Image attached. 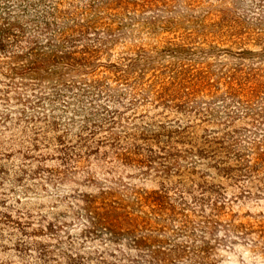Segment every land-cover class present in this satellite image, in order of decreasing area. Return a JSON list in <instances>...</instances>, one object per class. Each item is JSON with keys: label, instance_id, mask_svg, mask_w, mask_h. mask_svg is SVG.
I'll return each mask as SVG.
<instances>
[{"label": "rangeland", "instance_id": "obj_1", "mask_svg": "<svg viewBox=\"0 0 264 264\" xmlns=\"http://www.w3.org/2000/svg\"><path fill=\"white\" fill-rule=\"evenodd\" d=\"M0 5L31 36L33 22L70 27L58 53L82 62L21 77L0 53V264H264V0ZM98 104L117 110L128 132L176 119L197 136L230 132L229 164L249 176L202 178L206 167L192 173L177 143L171 154L143 140L99 145L107 131L93 138L85 120L106 114ZM133 141L139 156H155L151 165L116 158L133 154ZM204 179L217 191L202 194ZM164 186L166 207L138 200ZM85 193L118 207L119 222L88 221Z\"/></svg>", "mask_w": 264, "mask_h": 264}, {"label": "trees", "instance_id": "obj_2", "mask_svg": "<svg viewBox=\"0 0 264 264\" xmlns=\"http://www.w3.org/2000/svg\"><path fill=\"white\" fill-rule=\"evenodd\" d=\"M10 7L8 5H0V53L12 58L7 67L10 73L21 77L27 75L42 76V70L50 71L53 65L61 63L65 59L75 61L79 65L82 64L71 52L64 55L58 53L59 42L67 35V30L71 29L70 27L65 30L59 24L47 20L44 22H33V26L36 27L37 32L31 36L26 33V26L20 19L22 15L20 13L14 14ZM135 63L136 61H132L131 66H134ZM111 66L114 68V71L120 72L121 69L118 63H113ZM98 105L106 110V114L98 115L97 112H93L85 120L86 123L94 125V129L91 128L89 131L90 136H93V138L97 136V129L107 131L108 134L95 140L99 145L107 143L113 149H120L123 148L124 141L129 143L131 139L137 141L143 140L144 142H149V144H155L159 150L161 149L163 152L171 154L169 147L172 146L171 144L177 143L184 147L179 151V153L183 154L178 156L186 158L193 168L192 173L196 172L197 163L206 167L202 171V178L206 176L214 178V175L231 178L235 176H249L247 170L244 171L242 168H240V171L244 172H240L239 174L234 172V166L229 164V160L233 154L226 145L231 137L230 132H225L223 136H218L216 131L205 130L204 134L197 136L191 130L193 125L187 119L167 120L166 122L159 121L155 125L154 123L144 122L141 125L143 129L138 133L128 132L126 128L129 126L125 122H122L124 118L119 115L117 110H113L109 105ZM80 125L84 129L88 124L83 123ZM233 132L237 133L236 130H233ZM80 138L83 141L91 139L82 137L81 135ZM64 139L65 136L63 135L59 136L57 140L65 148H70L66 145L67 141ZM231 140L234 141L232 138ZM132 143L135 146L133 154L116 150V158L122 161H133V163L138 164L147 163V166L155 161V156L153 155L147 159L139 156L141 144L135 141ZM220 148H224L225 152L221 153ZM235 156L236 154L233 157ZM260 158L264 159V154H261ZM196 184L202 194L217 191L205 179ZM166 189L167 186H164L161 190L142 194L138 200L148 204L152 209L155 206L164 208L166 207ZM80 199L83 202L82 206L80 205L81 210L87 215L88 221L92 224L102 225L103 223H107L115 225L119 222V218L117 217L119 215L118 207L108 203L101 194L93 195L85 193L81 194ZM196 199L204 200V197L198 196Z\"/></svg>", "mask_w": 264, "mask_h": 264}]
</instances>
